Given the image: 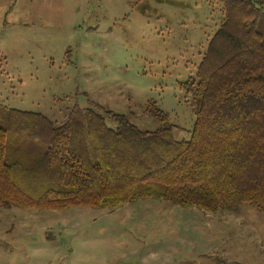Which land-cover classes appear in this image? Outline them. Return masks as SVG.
Masks as SVG:
<instances>
[{"label":"rangeland","instance_id":"1","mask_svg":"<svg viewBox=\"0 0 264 264\" xmlns=\"http://www.w3.org/2000/svg\"><path fill=\"white\" fill-rule=\"evenodd\" d=\"M223 14L214 0H0V113L58 125L73 109H109L154 130L153 101L175 139H188L196 116L185 83L214 67L206 59ZM0 264H264V215L154 198L0 207Z\"/></svg>","mask_w":264,"mask_h":264},{"label":"trees","instance_id":"2","mask_svg":"<svg viewBox=\"0 0 264 264\" xmlns=\"http://www.w3.org/2000/svg\"><path fill=\"white\" fill-rule=\"evenodd\" d=\"M214 1L224 14L206 62L216 63L185 83L196 116L188 139H175L153 101L154 130L109 109H73L58 125L0 113V207L115 208L154 198L264 215V5Z\"/></svg>","mask_w":264,"mask_h":264},{"label":"crops","instance_id":"3","mask_svg":"<svg viewBox=\"0 0 264 264\" xmlns=\"http://www.w3.org/2000/svg\"><path fill=\"white\" fill-rule=\"evenodd\" d=\"M257 1H259V2H262V3H263V5H264V0H257Z\"/></svg>","mask_w":264,"mask_h":264}]
</instances>
